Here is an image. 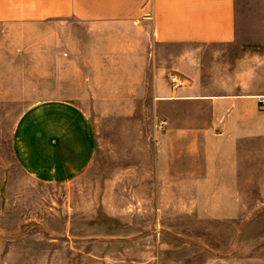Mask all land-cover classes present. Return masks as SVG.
<instances>
[{"label":"rangeland","instance_id":"rangeland-1","mask_svg":"<svg viewBox=\"0 0 264 264\" xmlns=\"http://www.w3.org/2000/svg\"><path fill=\"white\" fill-rule=\"evenodd\" d=\"M72 30L0 28V264H264V157L248 165L236 193L163 186L155 158L162 119L153 102L109 101L107 86L92 85L89 75L60 74L59 37ZM240 50L165 45L167 62L178 55L168 79L202 83L221 53ZM96 91L102 100L91 97ZM43 98L82 104L96 134L93 162L67 183L32 179L12 153L18 118Z\"/></svg>","mask_w":264,"mask_h":264},{"label":"crops","instance_id":"crops-1","mask_svg":"<svg viewBox=\"0 0 264 264\" xmlns=\"http://www.w3.org/2000/svg\"><path fill=\"white\" fill-rule=\"evenodd\" d=\"M38 23L73 29L59 37L60 74L89 75L92 85L107 86L109 101L153 102L166 121L155 136L163 186L236 193L252 170L248 165L264 157V35L252 31L264 28V0H0V28ZM174 44L241 50L221 53L202 83L181 78L183 85L174 88L168 74L178 55L167 62L163 51ZM91 97L103 96L96 91ZM96 151L90 117L73 99L35 101L13 131L17 163L41 183L72 181ZM211 196H220L219 190Z\"/></svg>","mask_w":264,"mask_h":264},{"label":"built area","instance_id":"built-area-1","mask_svg":"<svg viewBox=\"0 0 264 264\" xmlns=\"http://www.w3.org/2000/svg\"><path fill=\"white\" fill-rule=\"evenodd\" d=\"M171 83H172L174 88H178V87L183 85L184 81L181 78H179L177 75L176 76L174 75L171 77ZM261 101H262V105L264 107V97L261 98ZM158 126L160 129H164L166 126V121L161 120L159 122Z\"/></svg>","mask_w":264,"mask_h":264}]
</instances>
